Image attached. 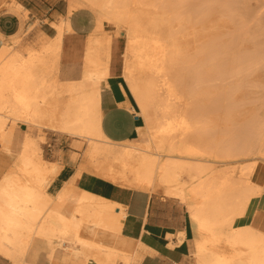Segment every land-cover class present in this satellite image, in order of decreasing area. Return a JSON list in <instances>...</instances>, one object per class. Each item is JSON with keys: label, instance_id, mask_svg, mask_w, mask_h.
I'll list each match as a JSON object with an SVG mask.
<instances>
[{"label": "bare ground", "instance_id": "6f19581e", "mask_svg": "<svg viewBox=\"0 0 264 264\" xmlns=\"http://www.w3.org/2000/svg\"><path fill=\"white\" fill-rule=\"evenodd\" d=\"M251 1L68 0L69 15L84 8L96 20L78 82L59 79L64 23L53 25L54 41L27 55L0 42V257L36 264L42 250L53 264L139 263L106 242L120 231V206L70 184L56 196L47 192L61 167L43 159L49 131L84 146L78 173L130 187L156 184L185 204L192 264H264V233L247 224L264 194L249 180L256 161L264 162V0H254L256 11ZM104 24L125 38L121 73L144 125L141 141L128 146L99 131L111 44ZM189 31L203 40L193 54L181 43ZM21 124L28 131L17 143Z\"/></svg>", "mask_w": 264, "mask_h": 264}, {"label": "crops", "instance_id": "0c3cea01", "mask_svg": "<svg viewBox=\"0 0 264 264\" xmlns=\"http://www.w3.org/2000/svg\"><path fill=\"white\" fill-rule=\"evenodd\" d=\"M36 1L33 5L28 0L21 4L28 12L30 26L34 27L28 46L38 49L42 43L54 41L58 32L53 25L64 23L57 66L59 79L62 82L81 81L88 37L96 27L94 14L80 8L69 15L66 0ZM123 53L124 48L121 50L116 37L111 35L108 75L99 84L97 115L102 136L111 143L128 146L141 141L139 130L144 125L138 116L136 101L122 77ZM25 126L28 127L25 124L17 127L21 130L17 131L18 143L28 131ZM67 137L42 144L43 159L61 166L47 192L56 196L70 184L75 191L120 206L125 214L120 231L113 240L106 242L124 253L139 256L138 264H192L191 242L195 233L186 205L166 195L164 188L156 184L150 188L130 187L114 184L85 170L78 173L84 146L77 149V140ZM115 213H119V209H115ZM247 224L264 233V194L252 205ZM170 243L173 248L169 247ZM34 261L53 264L42 250Z\"/></svg>", "mask_w": 264, "mask_h": 264}, {"label": "rangeland", "instance_id": "374dc122", "mask_svg": "<svg viewBox=\"0 0 264 264\" xmlns=\"http://www.w3.org/2000/svg\"><path fill=\"white\" fill-rule=\"evenodd\" d=\"M29 3L31 5H33V3L37 2L36 0H28ZM68 3V0H66ZM14 3L18 4L19 6H21V4L24 2L26 3V0H13ZM250 6L253 10H257L258 5L257 3L252 0L250 2ZM29 15L28 12L21 6V9H16L13 6V3L10 0H0V42L2 43L3 46H5L9 52L12 51H16L20 48H22L21 50L23 51V55H27V51L29 50H25L28 48H32L30 45L28 46V43L30 41V33L32 31V29L34 27L30 26L31 23H29ZM35 24L37 25L38 23L35 22ZM103 31L105 33H108L110 35H114L113 34V28L110 24H104L103 27ZM199 32V30H198ZM226 30L222 27L220 28L218 31H211L210 33L212 34V36H216L219 33L223 34L225 33ZM201 33V32H200ZM200 35V34H199ZM194 37L193 34H191V31H189L187 33V35L182 38V47L187 48L190 50V53H196L198 51L201 50V43L203 40H201V37ZM116 40L118 41V44L121 48V50L123 48H125V38L123 37V35H118L116 36ZM264 43V42H263ZM264 46V44H263ZM33 49V48H32ZM204 53H202L200 56H203ZM121 62H122V57H121ZM259 74V80L261 81V85L262 87H260L261 89L259 90V93L264 95V71L260 70L258 71ZM225 85L224 84H220L217 83L215 85V92H219L222 91L224 89ZM251 91V90H250ZM254 97V95H252ZM219 99V102H223V100L221 101V96H217ZM250 97V96H249ZM28 127L25 126V130ZM22 128V130H24ZM18 133H20L21 130H18ZM17 131L14 135L15 137V141L18 143V134ZM34 132H36L34 130ZM45 139L47 138L46 142H53L55 140V138L58 137H66V135H59L56 133H48L45 132ZM68 139H70V137H67ZM1 156V153H0ZM44 156V155H43ZM253 160V159H249L248 161ZM244 162V161H243ZM249 180L251 182H258L262 187H264V162L261 160L256 161V165L255 168L253 169ZM0 264H10V262L0 258Z\"/></svg>", "mask_w": 264, "mask_h": 264}]
</instances>
